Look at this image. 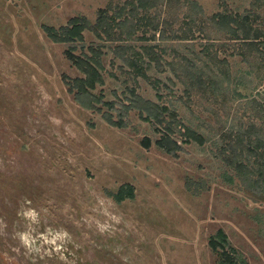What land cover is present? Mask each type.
Masks as SVG:
<instances>
[{
  "label": "rangeland",
  "instance_id": "rangeland-1",
  "mask_svg": "<svg viewBox=\"0 0 264 264\" xmlns=\"http://www.w3.org/2000/svg\"><path fill=\"white\" fill-rule=\"evenodd\" d=\"M127 1L0 0V264H218L209 238L219 228L248 264H264V190L230 164L264 129V37L237 42L212 22L225 10L258 14L253 23L264 29V0H156L139 16L128 3L112 24L117 33L133 26L129 41L85 30L76 53L100 48L97 94L151 102L204 135V144L186 142L176 126L177 155L156 145L164 125L139 108L118 128L81 106L64 81L82 75L69 44L42 27L76 16L94 23L99 9L111 5L115 16ZM189 61L210 63L214 78L188 88ZM124 183L136 195L119 203L107 191Z\"/></svg>",
  "mask_w": 264,
  "mask_h": 264
},
{
  "label": "trees",
  "instance_id": "trees-1",
  "mask_svg": "<svg viewBox=\"0 0 264 264\" xmlns=\"http://www.w3.org/2000/svg\"><path fill=\"white\" fill-rule=\"evenodd\" d=\"M128 3H132L130 11L136 14L134 16H139L140 14L138 11L140 10H143L145 15L157 5L156 0H131L127 1L123 7H120V10L115 16L109 15L108 11L110 8H112L111 5H109L107 8L99 9L98 16L94 23H91L90 20L85 16H76L71 18L67 25L61 26L60 28L45 24L42 26L43 30L47 33L52 41L56 43L69 44V48L66 51V56L70 60L71 64L82 74L72 80L67 79V76H64V81L68 86L69 92L74 94L76 101L81 106L86 109L101 113L103 119L107 123L118 128H124L128 126V116L132 108H139L140 111L143 112L142 115L146 113V116L144 117L146 120L155 118L157 122L164 125L163 128H155L161 133V136L156 139L155 143L159 148L168 154L177 155L179 150L182 149L181 143L174 137V131L178 125L182 126V133L185 137L183 139L184 141H196L199 144H204L206 140L203 134L197 132L186 124H182L181 121H176V118H170L169 120H166L165 117H163V112L159 110L160 107L153 105L151 102L145 105H138L134 103L132 99L133 97L128 96L126 99L129 101V103L127 104L123 101L118 102L116 100H105L103 94H97L95 92L97 86L103 85L105 82L103 74L104 63L103 60H101L102 52L99 51L100 48L90 46V50L93 52V55H89L86 52L77 54L76 50L78 49V43H83L85 30H92L99 37H103V35H105L107 40L129 41L134 33V27L131 26L132 28L129 31L124 29L122 32L117 33L113 32L114 30L112 24L113 21H116L117 16H120L122 12L125 11ZM190 5L191 9H193V7L199 8L196 1H191ZM257 17H259L258 14H240L238 12L234 13L225 10L216 12L212 16V22L214 25L219 27V30L225 31L227 34H229L233 40L254 46L257 45V42L259 43L262 41L261 39L264 37V29H262L259 24L255 25L253 23L254 18L257 19ZM126 20L128 19L117 23L120 25V27H123V24ZM157 28L158 27H155V29ZM188 31L189 34H184V39H190L193 35L191 34V29ZM118 46L125 51L131 50L130 44ZM150 48L151 47L149 46L146 48V54H149ZM124 55L126 54L122 52L121 56ZM207 55H209V57H217V53L214 54L215 56H212L213 54L209 51V49H205V56ZM134 61L131 62V65H133L135 70L138 72L137 74L139 75L140 73V75L146 76L145 68L140 70L138 61ZM210 61L211 64H213V62L216 64L217 62V60ZM220 61L221 60L218 62ZM211 64H199L198 61L188 62L187 75L190 79V85L188 88L205 86L208 84L207 78H214L215 73L210 69ZM148 65L150 67V62H148ZM206 68L209 69L206 70ZM132 93L134 94L133 89ZM105 106L107 109H104ZM162 109L164 111H170V107L168 106H162ZM175 122L177 123L175 124ZM179 131L181 132V130ZM255 135L256 138H254V140H251V134L250 138L247 139L246 146L242 145V152L246 154L245 158H238L239 156L236 155L235 160L230 162V164L239 171L240 175H245L246 179L248 178L249 180H252L253 182H250L257 188V190H259V192H262L264 190V129L257 128ZM142 144L147 148L150 147L152 144L151 138L145 137L142 140ZM255 174L257 176H255ZM253 175L256 177L255 179L253 178ZM107 194L115 201L120 203L127 199H134L136 192L135 187L132 184L124 183L120 185L116 191H107ZM209 246L211 247L212 251L218 255V264H248L239 250L231 244L228 234L223 228H219L214 234L210 236Z\"/></svg>",
  "mask_w": 264,
  "mask_h": 264
}]
</instances>
